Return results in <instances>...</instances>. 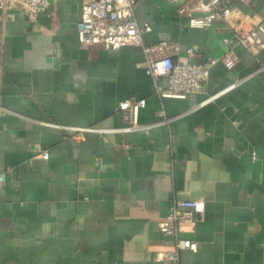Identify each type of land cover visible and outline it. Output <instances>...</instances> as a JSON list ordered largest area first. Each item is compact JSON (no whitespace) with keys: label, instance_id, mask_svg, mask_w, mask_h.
<instances>
[{"label":"crops","instance_id":"1","mask_svg":"<svg viewBox=\"0 0 264 264\" xmlns=\"http://www.w3.org/2000/svg\"><path fill=\"white\" fill-rule=\"evenodd\" d=\"M91 1L50 0L36 22L15 9L0 23V264H155L175 248L159 223L177 200L205 204L183 210L180 236L199 248L180 264H264V49L231 27L258 24L264 0H231L230 25L208 28L179 13L184 1L139 0L145 46L214 62L205 92L186 99L156 93L143 47L81 43ZM140 99L143 129L106 132L126 128L120 104Z\"/></svg>","mask_w":264,"mask_h":264},{"label":"built area","instance_id":"2","mask_svg":"<svg viewBox=\"0 0 264 264\" xmlns=\"http://www.w3.org/2000/svg\"><path fill=\"white\" fill-rule=\"evenodd\" d=\"M184 1L179 8L181 15H187L192 27L208 28L216 23L230 25L232 16L231 0H173ZM139 0H94L82 7L80 19L77 23L78 35L85 45L102 46L106 50H119L127 46H141L147 56L144 67L154 81L155 91L162 98L186 99L191 95L205 92L210 68L214 64L198 66L188 62H178L175 56L179 46L168 41H162L153 46L144 45V34L152 31L149 24L141 26L136 16ZM50 0H0V23L11 17L15 9H19L33 23L39 14H49ZM235 41L247 48L254 55L264 49V17L256 24L247 26L241 21L231 26ZM229 43V40H226ZM193 54V50L188 51ZM224 62L233 66L237 57L230 51ZM2 68V52L0 51V69ZM264 71V65H261ZM215 99L211 97L202 105ZM145 99L128 100L120 104L125 114L128 126L119 130L106 132H131L141 130L139 124L140 110L146 106ZM166 119L165 113H159ZM39 155L48 159L49 153L37 147ZM184 209H193L197 212L205 210V204L193 200H177L171 208L168 219L159 223L161 233L175 238V248L171 251H158L153 255L155 264H180V255L183 251H198L196 242L187 241L180 236L179 224Z\"/></svg>","mask_w":264,"mask_h":264}]
</instances>
